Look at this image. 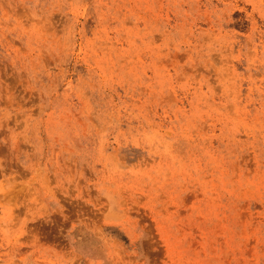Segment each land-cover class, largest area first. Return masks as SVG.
Listing matches in <instances>:
<instances>
[{
  "label": "rangeland",
  "instance_id": "1",
  "mask_svg": "<svg viewBox=\"0 0 264 264\" xmlns=\"http://www.w3.org/2000/svg\"><path fill=\"white\" fill-rule=\"evenodd\" d=\"M0 264H264V0H0Z\"/></svg>",
  "mask_w": 264,
  "mask_h": 264
}]
</instances>
